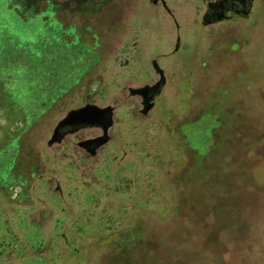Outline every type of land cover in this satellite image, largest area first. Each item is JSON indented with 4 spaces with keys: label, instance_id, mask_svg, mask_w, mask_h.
I'll list each match as a JSON object with an SVG mask.
<instances>
[{
    "label": "rangeland",
    "instance_id": "rangeland-1",
    "mask_svg": "<svg viewBox=\"0 0 264 264\" xmlns=\"http://www.w3.org/2000/svg\"><path fill=\"white\" fill-rule=\"evenodd\" d=\"M29 1L0 0V100L31 113L0 115V264H261L196 194L214 183L210 163L198 171L213 132L251 137L240 205L264 243V0L208 24L209 0ZM154 60L166 84L143 114L132 89L159 82ZM87 105L114 108L108 141L77 147L105 137L88 128L49 146Z\"/></svg>",
    "mask_w": 264,
    "mask_h": 264
},
{
    "label": "trees",
    "instance_id": "trees-1",
    "mask_svg": "<svg viewBox=\"0 0 264 264\" xmlns=\"http://www.w3.org/2000/svg\"><path fill=\"white\" fill-rule=\"evenodd\" d=\"M41 3H36L34 0L32 3L30 0L27 5L30 9L36 7L38 12L35 14H38L46 11V9L40 11ZM223 126L224 123L221 128L213 132V145L205 155L200 156L201 165L198 171H201L202 165L210 163L214 183L211 182L212 188L208 192V198L204 197L201 200L202 192H197V207L201 216L211 219L213 227H216L215 232L220 233V229L226 228L234 230L238 235V241L241 242L243 252H250L254 257L256 256V260L264 264V243L261 239L259 240V222H256V225L248 220L246 207L243 204L240 205L241 192H239L241 178L248 175L250 171L256 172L255 164L259 154L257 142L246 135H239L236 130L223 131ZM226 177L234 185L224 184ZM198 186L206 187L203 179H200ZM183 206L182 200L178 205V212ZM256 235L257 240H254Z\"/></svg>",
    "mask_w": 264,
    "mask_h": 264
},
{
    "label": "flooded vegetation",
    "instance_id": "flooded-vegetation-1",
    "mask_svg": "<svg viewBox=\"0 0 264 264\" xmlns=\"http://www.w3.org/2000/svg\"><path fill=\"white\" fill-rule=\"evenodd\" d=\"M251 1L252 0H209V2L207 1L208 3H206L207 7H206V11L203 17V21L205 22V24L213 23V22L221 23L225 21H231L238 16L240 17L244 16L246 11L249 9ZM158 2H162L164 5L163 0H153L154 4H157ZM178 42H180L179 39H178ZM176 49L179 50V45L176 46ZM152 67L155 70L156 74L159 75L160 77L159 82H160L162 79V73H164V71L158 67L155 60L152 62ZM164 77H165V74H164ZM159 82H156L153 86H150V87L153 89ZM141 89H144V88L134 89V90L132 89V92L136 96H139L142 98L143 110H141V112L143 114H146L150 112L148 111L149 109H153L151 105L154 104L155 106L156 99L161 94L159 96H156L154 90H151V89L149 90L148 88H146L147 90L144 89L140 91ZM88 128L103 129L102 127H82V128H79L77 126L68 127L66 130L63 131L62 142L56 145H62L68 137L75 136ZM107 138H108L107 136H105L104 138L97 137L96 139H94L96 141L90 144H86L87 140L79 141L77 142V147L82 148L85 151L87 150L93 153L92 150L96 149L97 146H99L104 141V139H107Z\"/></svg>",
    "mask_w": 264,
    "mask_h": 264
},
{
    "label": "water",
    "instance_id": "water-1",
    "mask_svg": "<svg viewBox=\"0 0 264 264\" xmlns=\"http://www.w3.org/2000/svg\"><path fill=\"white\" fill-rule=\"evenodd\" d=\"M253 1H251L249 9L246 11L245 16H248L252 9ZM166 84V78L164 77V73H162L161 81L152 89L151 87H147L149 90H154L155 95L159 96L162 93V89ZM147 90L146 88H144ZM141 89L140 91L144 90ZM154 104L151 105L153 108ZM151 110V109H149ZM148 110V111H149ZM113 107L100 108L95 105H87L83 108L73 110L69 112L65 119H63L56 127L54 134L49 141L48 145L53 146L55 144H60L62 142L63 131L68 127L77 126L79 128L82 127H102L104 131V135L108 137V131L113 126ZM108 141L104 139V141L97 146V149L100 148ZM89 143V142H88Z\"/></svg>",
    "mask_w": 264,
    "mask_h": 264
},
{
    "label": "crops",
    "instance_id": "crops-1",
    "mask_svg": "<svg viewBox=\"0 0 264 264\" xmlns=\"http://www.w3.org/2000/svg\"><path fill=\"white\" fill-rule=\"evenodd\" d=\"M28 67L29 66H27L26 67V69H28ZM29 79H34L33 77H30ZM40 88L41 87H39V89L37 90L38 92H42L41 90H40ZM1 101H2V105H0V115L2 114V116H5L6 118H4V119H7V117H13L14 115H16V113L15 112H13V111H15V110H17L16 108H19L20 110H21V108H20V106H19V103H16L15 101H14V99L13 100H10V99H1L0 100V103H1ZM27 114L28 115H31V113H28L27 112ZM26 114V115H27ZM26 115H24L23 113H22V110H21V112H20V114H18L16 117H18L17 119H19V123H24V124H26L25 122V120L23 119V118H25L26 117ZM26 127H27V125H26ZM11 141V140H10ZM19 145V144H18Z\"/></svg>",
    "mask_w": 264,
    "mask_h": 264
}]
</instances>
